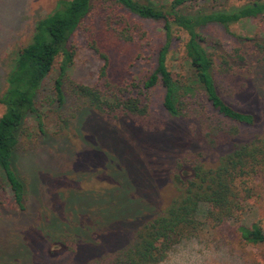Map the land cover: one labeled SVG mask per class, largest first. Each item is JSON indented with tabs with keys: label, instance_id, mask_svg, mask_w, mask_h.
I'll return each mask as SVG.
<instances>
[{
	"label": "rangeland",
	"instance_id": "rangeland-1",
	"mask_svg": "<svg viewBox=\"0 0 264 264\" xmlns=\"http://www.w3.org/2000/svg\"><path fill=\"white\" fill-rule=\"evenodd\" d=\"M56 1L0 0V97L18 50L29 42L35 22L55 9ZM137 1L165 6L171 0ZM209 1L205 9L220 10L246 0ZM93 3L95 15L72 38V63L61 77L62 105L52 103L58 57L42 81L36 103L41 130L32 117L24 120L27 134L18 138L12 163L24 185V210H17L5 192L0 194V264H87L114 251L178 194L172 183L177 162L188 156L203 168H213L234 144L264 134V60L259 61L264 56L248 58L246 66L227 59L231 69L221 81L223 99L253 113L252 126L230 123L215 130L192 116L172 118L161 106L160 88L149 95L146 119H113L72 97L71 83L92 86L97 80L101 63L88 50L84 36L85 28H97L98 19L124 18L144 34L141 39L135 34L132 43L119 44L111 52L108 75L113 78L134 80L151 73L163 40L160 23L127 14L109 0ZM198 7L188 3L181 10ZM260 25L262 21H244L226 30L215 25L202 28L214 71L219 69L220 56L242 46L235 37H257L264 29ZM173 37L166 67L180 78L190 74L184 63L186 35L174 31ZM249 45L246 42L243 48L250 51ZM3 110L0 105V116ZM227 126L236 128L233 136H223ZM178 173L189 170L182 164ZM245 186L252 197L244 202L240 224L259 223L264 230V183L251 178ZM237 226L230 221L215 230L204 227L196 236L180 240L159 264H264V247L240 242Z\"/></svg>",
	"mask_w": 264,
	"mask_h": 264
},
{
	"label": "trees",
	"instance_id": "trees-1",
	"mask_svg": "<svg viewBox=\"0 0 264 264\" xmlns=\"http://www.w3.org/2000/svg\"><path fill=\"white\" fill-rule=\"evenodd\" d=\"M109 1L114 8L127 14L162 25L163 40L155 52L153 70L134 80L109 76L110 56L115 47L132 43L135 34L140 39L144 34L124 18L98 19L97 28H85L84 36L88 50L101 63L97 80L92 86L71 83L69 93L72 97L113 119H146L149 95L160 88L161 106L172 118L192 116L215 130L230 123L254 125L253 113L234 108L223 99L220 89L221 81L231 69L227 59L246 66L248 58L264 56V29L254 38L234 36L242 46L232 47L220 56L219 69L215 71L213 54L206 50L210 44L208 37L200 30L209 25L226 30L244 21H262L260 27H264V0H246L238 7L220 10L205 9L204 6L211 3L209 0H171L165 6L137 0ZM188 3L200 7L191 12L182 11ZM94 7L93 0H57L53 11L35 22L29 42L18 50L12 68L5 75V89L0 97L4 109L0 116V194L5 192L19 211L24 210V185L16 176L12 163L18 138L27 134L24 120L32 117L38 131L41 130L36 103L42 81L58 57L60 64L58 78L53 83L52 103L62 105L61 77L72 63V38L94 14ZM174 31L186 35L184 63L190 74L180 78H174L166 67L175 41ZM246 42L250 44V51L243 48ZM227 127L223 136H233L236 128ZM182 164L189 174L178 173ZM172 175L178 194L142 222L123 246L87 264H159L183 238L196 236L204 227L215 230L230 221L238 224L236 231L240 242L264 247V230L259 223L240 224L244 202L252 197L246 181L257 178L264 183V134L249 143L234 144L213 168H203L185 156L181 163H176Z\"/></svg>",
	"mask_w": 264,
	"mask_h": 264
}]
</instances>
